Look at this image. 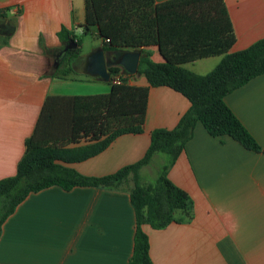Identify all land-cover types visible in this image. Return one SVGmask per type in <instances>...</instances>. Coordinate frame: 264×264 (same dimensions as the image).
Wrapping results in <instances>:
<instances>
[{
	"label": "crops",
	"instance_id": "crops-1",
	"mask_svg": "<svg viewBox=\"0 0 264 264\" xmlns=\"http://www.w3.org/2000/svg\"><path fill=\"white\" fill-rule=\"evenodd\" d=\"M224 2L235 35L230 52L264 38V0ZM83 21L84 0H0V180L16 173L47 96L110 91L113 81L83 73L86 55L62 75L63 54L73 44L59 41L57 33L62 27L72 32ZM145 51L162 62L155 47ZM220 60L213 56L182 67L206 75ZM120 75L131 85H148L122 68ZM224 102L264 147V74ZM189 107L167 87L150 88L143 133L121 135L102 153L67 166L102 177L134 164L143 158L150 132L173 129ZM167 177L192 200L193 218L161 230L142 226L152 264H264V154L245 150L228 136L213 138L197 123ZM129 181L119 190L51 186L28 194L1 225L0 264H128L136 228Z\"/></svg>",
	"mask_w": 264,
	"mask_h": 264
},
{
	"label": "trees",
	"instance_id": "trees-1",
	"mask_svg": "<svg viewBox=\"0 0 264 264\" xmlns=\"http://www.w3.org/2000/svg\"><path fill=\"white\" fill-rule=\"evenodd\" d=\"M94 27L105 53L140 52L138 71L147 86L128 83L118 76L120 67L108 69L110 91L89 96H47L34 131L25 141L16 173L0 180L1 225L28 194L57 186L119 190L129 179L130 202L135 214L133 254L128 264H152L149 241L142 226L161 230L193 218V202L167 177L197 123L213 138L228 136L245 150L264 154L224 98L264 74V38L239 52H230L235 35L224 0H84L82 28ZM57 38L73 43L61 64L63 76L81 54V40L61 28ZM156 48L162 62L155 63L146 48ZM221 56L206 75H196L182 64ZM167 87L185 97L190 107L171 129H154L143 158L113 174L86 177L67 165L86 161L109 147L119 136L143 133L150 88ZM74 145V147H71ZM157 154L165 155L153 184L141 186L140 171ZM179 214V216H177Z\"/></svg>",
	"mask_w": 264,
	"mask_h": 264
},
{
	"label": "water",
	"instance_id": "water-1",
	"mask_svg": "<svg viewBox=\"0 0 264 264\" xmlns=\"http://www.w3.org/2000/svg\"><path fill=\"white\" fill-rule=\"evenodd\" d=\"M74 44L73 47L74 48ZM70 48V49H71ZM116 57L114 62H108L106 53L102 45L91 51L88 55L84 56V65L82 71L85 75L95 77L102 82H110V74L108 69L111 67H120L126 75L134 76L138 71L140 52L137 50H121L115 52Z\"/></svg>",
	"mask_w": 264,
	"mask_h": 264
},
{
	"label": "rangeland",
	"instance_id": "rangeland-1",
	"mask_svg": "<svg viewBox=\"0 0 264 264\" xmlns=\"http://www.w3.org/2000/svg\"><path fill=\"white\" fill-rule=\"evenodd\" d=\"M72 33L77 39L81 40L80 50L82 55H88L91 51L96 49L100 43V40L96 37V30L94 27H91L88 33H85L82 27H74ZM107 55H109V53H107ZM76 70H79V66H76ZM162 156L165 157V155L157 154V156L152 159L149 166L143 171H140L141 186H146L155 182L162 165ZM131 183L132 181L130 180L129 184Z\"/></svg>",
	"mask_w": 264,
	"mask_h": 264
},
{
	"label": "flooded vegetation",
	"instance_id": "flooded-vegetation-1",
	"mask_svg": "<svg viewBox=\"0 0 264 264\" xmlns=\"http://www.w3.org/2000/svg\"><path fill=\"white\" fill-rule=\"evenodd\" d=\"M115 57L116 56H113V54L110 56V55H107V53H106V58H107V60H108V62H114V60H115Z\"/></svg>",
	"mask_w": 264,
	"mask_h": 264
},
{
	"label": "built area",
	"instance_id": "built-area-1",
	"mask_svg": "<svg viewBox=\"0 0 264 264\" xmlns=\"http://www.w3.org/2000/svg\"><path fill=\"white\" fill-rule=\"evenodd\" d=\"M116 80L113 81V83H115Z\"/></svg>",
	"mask_w": 264,
	"mask_h": 264
}]
</instances>
